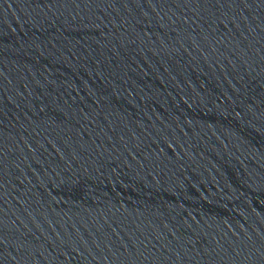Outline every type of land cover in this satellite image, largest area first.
I'll list each match as a JSON object with an SVG mask.
<instances>
[{
    "label": "water",
    "instance_id": "1",
    "mask_svg": "<svg viewBox=\"0 0 264 264\" xmlns=\"http://www.w3.org/2000/svg\"><path fill=\"white\" fill-rule=\"evenodd\" d=\"M0 264H264V0H0Z\"/></svg>",
    "mask_w": 264,
    "mask_h": 264
}]
</instances>
